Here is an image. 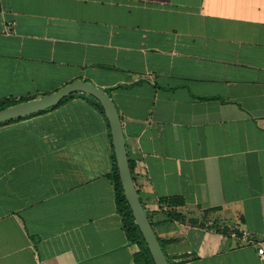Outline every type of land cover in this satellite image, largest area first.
<instances>
[{
    "label": "crops",
    "instance_id": "crops-1",
    "mask_svg": "<svg viewBox=\"0 0 264 264\" xmlns=\"http://www.w3.org/2000/svg\"><path fill=\"white\" fill-rule=\"evenodd\" d=\"M77 80L171 264H264V0H0V101ZM113 167L82 93L1 125L0 264H135Z\"/></svg>",
    "mask_w": 264,
    "mask_h": 264
},
{
    "label": "water",
    "instance_id": "water-1",
    "mask_svg": "<svg viewBox=\"0 0 264 264\" xmlns=\"http://www.w3.org/2000/svg\"><path fill=\"white\" fill-rule=\"evenodd\" d=\"M77 93L93 98L101 106L109 125L113 157L121 189L134 224L144 241L153 264H169L136 190L125 147L120 115L106 92L91 83L77 80L54 93L0 110V126L45 112Z\"/></svg>",
    "mask_w": 264,
    "mask_h": 264
},
{
    "label": "trees",
    "instance_id": "trees-1",
    "mask_svg": "<svg viewBox=\"0 0 264 264\" xmlns=\"http://www.w3.org/2000/svg\"><path fill=\"white\" fill-rule=\"evenodd\" d=\"M73 97H74V95H71L68 98H66L64 101L70 100ZM29 100H32V99H24V100H20L19 102H15L11 99L2 100V101H0V104H1L0 107L2 109H4V108H7V107H10V106L22 103V102H26ZM96 105L99 108V110L101 112H103V110H102V108L98 102H96ZM20 120H22V119H20ZM20 120H16L13 122H17ZM13 122H11V123H13ZM113 162H114V167H113V175L112 176H113V184L115 187L117 210L119 211V213L122 217L123 228L125 229L128 240L131 243L136 244L139 248V252L134 257V263L135 264H153L152 259L149 255V252H148V250L144 244V241H143L136 225L134 224V221L132 219L129 208H128L127 203L124 199L123 192H122L121 185H120V181H119L118 174H117V169H116L114 157H113ZM159 203H160V208H159L160 219H159V221H163V222H171V221H175L176 219H178L179 215L174 211V208L181 207L184 205V202L181 198L164 199ZM162 206L167 207L169 210H163ZM147 215H148V213H147ZM148 218H149V221L152 225V228L154 229V223L155 222L153 221L152 216L148 215ZM157 221H158V219H157ZM154 231H155V229H154ZM158 241H159V243H160V245L164 251V247H165L164 242L160 238H158ZM168 261H169V259H168ZM169 264H171V263L169 262Z\"/></svg>",
    "mask_w": 264,
    "mask_h": 264
},
{
    "label": "built area",
    "instance_id": "built-area-1",
    "mask_svg": "<svg viewBox=\"0 0 264 264\" xmlns=\"http://www.w3.org/2000/svg\"><path fill=\"white\" fill-rule=\"evenodd\" d=\"M164 210H166V209H164ZM229 235L232 238H236L237 237V233L234 232L233 230H230ZM242 237H243L242 239H245L244 235H242ZM258 255H259L260 258H264V250L262 248L261 249H258Z\"/></svg>",
    "mask_w": 264,
    "mask_h": 264
},
{
    "label": "rangeland",
    "instance_id": "rangeland-1",
    "mask_svg": "<svg viewBox=\"0 0 264 264\" xmlns=\"http://www.w3.org/2000/svg\"><path fill=\"white\" fill-rule=\"evenodd\" d=\"M0 106H1V104H0ZM0 110H2V108L0 107Z\"/></svg>",
    "mask_w": 264,
    "mask_h": 264
}]
</instances>
